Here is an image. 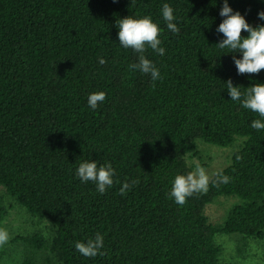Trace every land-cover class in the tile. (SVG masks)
<instances>
[{
	"label": "trees",
	"instance_id": "16d2710c",
	"mask_svg": "<svg viewBox=\"0 0 264 264\" xmlns=\"http://www.w3.org/2000/svg\"><path fill=\"white\" fill-rule=\"evenodd\" d=\"M165 3L179 34L167 29ZM227 3L253 28L264 26L257 15L264 0ZM222 6L223 0H0V187L55 226L50 245L39 232L24 238L31 252L23 264H39L44 249L61 264H217V233L260 240L264 250V130L251 128L261 118L232 101L226 85L231 80L243 93L264 84V70L239 75L235 53L216 46L224 39L216 31ZM145 16L161 29L165 49L163 56L144 52L160 72L156 81L131 69L140 54L118 41L119 20ZM95 92L106 100L93 110L87 100ZM236 137L241 144L217 171L230 182H210L206 194L178 206L170 191L177 175L193 171L186 156L196 141L227 147ZM86 161L114 169L104 194L76 176ZM125 182L132 186L121 195ZM218 196L238 200L214 225L204 211ZM5 214L0 196V220ZM97 233L104 255L76 251L77 242Z\"/></svg>",
	"mask_w": 264,
	"mask_h": 264
},
{
	"label": "clouds",
	"instance_id": "9594fccd",
	"mask_svg": "<svg viewBox=\"0 0 264 264\" xmlns=\"http://www.w3.org/2000/svg\"><path fill=\"white\" fill-rule=\"evenodd\" d=\"M115 2V0H113ZM220 16L225 17L219 24L216 31L223 34L224 39L216 46L220 49L227 48L231 53H239L242 59H236L235 54L232 55L237 73L243 74H259L264 70V26H250L245 18L239 13H233L228 6L227 0H223V6L220 10ZM258 19L264 20V12L257 14ZM163 20L166 22L167 29L173 34H179L180 29L173 22L176 17L173 15V8L167 3L162 8ZM118 41L125 48H131L139 53V62L130 65L132 70H139L143 74H150L152 81L162 79L159 70L151 61L145 58L144 52L147 48L152 49L158 55L163 56L165 49L161 47L159 39L161 29L152 20L145 16L142 19H133L127 17L118 21ZM242 32L248 33L246 38H242ZM99 64L104 65L106 61L99 59ZM227 92L232 101L241 103L244 109L250 110L259 115L261 119L253 120L251 128L260 131L264 130V84L256 83L246 88L245 92H241V87H234L231 80L226 82ZM106 100L104 92H95L88 96V106L95 110L98 104H102ZM241 157L236 156L239 161ZM76 176L81 182H94L97 191L104 194L106 189L114 184L115 171L111 164H106L98 168L96 162H83L76 170ZM231 178L220 172L215 173V179H212L206 169L199 164L195 170L185 175H177L173 181L170 191V198L174 199L178 206L186 204L187 199L195 194H206L209 190L210 182L219 186L220 184H228ZM137 181H132V185ZM130 184L125 182L120 188V194L124 195L131 188ZM10 235L7 230L0 228V247L8 243ZM104 247L103 237L97 233L95 239H89L87 243L77 242L75 249L81 255L87 258L104 255L100 249Z\"/></svg>",
	"mask_w": 264,
	"mask_h": 264
},
{
	"label": "rangeland",
	"instance_id": "374dc122",
	"mask_svg": "<svg viewBox=\"0 0 264 264\" xmlns=\"http://www.w3.org/2000/svg\"><path fill=\"white\" fill-rule=\"evenodd\" d=\"M196 142L195 150L186 156L187 162L193 171L199 164L213 177L217 171L230 163L233 152L241 144V139L236 137L227 147L207 144L200 139ZM0 196L6 207V214L0 220V228L7 230L10 235L8 243L0 247V264H23L26 255L31 252L24 238L39 232L47 245H50L55 226L47 217L40 218L29 214L3 187H0ZM237 200L234 196H218L205 207L204 213L208 221L214 225L222 223L228 210ZM215 242L221 247L217 264H264L263 243L260 240L247 238L243 241L242 236L238 234L217 233ZM37 260L39 264H61L49 249L39 251Z\"/></svg>",
	"mask_w": 264,
	"mask_h": 264
}]
</instances>
